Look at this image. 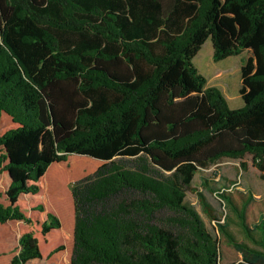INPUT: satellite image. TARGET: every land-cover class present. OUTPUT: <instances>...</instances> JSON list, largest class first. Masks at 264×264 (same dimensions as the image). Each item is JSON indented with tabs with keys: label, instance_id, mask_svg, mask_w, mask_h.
Here are the masks:
<instances>
[{
	"label": "trees",
	"instance_id": "obj_1",
	"mask_svg": "<svg viewBox=\"0 0 264 264\" xmlns=\"http://www.w3.org/2000/svg\"><path fill=\"white\" fill-rule=\"evenodd\" d=\"M209 39L215 61L252 53L239 109L194 65ZM247 156L264 181V0H0L5 264H220L186 192ZM194 190L236 264H264V201L220 194L259 250Z\"/></svg>",
	"mask_w": 264,
	"mask_h": 264
},
{
	"label": "rangeland",
	"instance_id": "obj_2",
	"mask_svg": "<svg viewBox=\"0 0 264 264\" xmlns=\"http://www.w3.org/2000/svg\"><path fill=\"white\" fill-rule=\"evenodd\" d=\"M250 56H252L250 51H244L240 55H234L222 61H215L213 43L209 39L193 62L199 72L206 77L207 85L209 87H217L227 99L231 109H239L244 106V100L240 94L242 88V66ZM241 162V160L224 159L210 169L200 171L194 178L192 190H187L186 192V202L197 210L208 231L220 241V264H236L242 261L243 256L228 242L226 236L219 232L218 223L210 220L204 213L194 189H199L206 196L219 219H221V223L228 222L229 232L235 236L239 243L262 250L263 248L257 241L246 236L237 214L226 205L220 195L224 188H229L235 200L240 197L236 190H240L244 193L251 192L257 200L264 201V181L260 177V172L253 165L252 157L247 156L244 159L247 164L246 170L241 168ZM203 179L208 180L209 187L204 188L202 185ZM2 186V180L0 179V188ZM127 198L136 200V198L143 197L140 194H134L127 196ZM171 216L174 215L169 212L157 214L156 223L163 225L167 223V219L171 218ZM252 234L255 240L261 239V235L258 232L252 231ZM0 264H5V260H0Z\"/></svg>",
	"mask_w": 264,
	"mask_h": 264
}]
</instances>
